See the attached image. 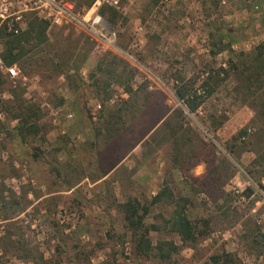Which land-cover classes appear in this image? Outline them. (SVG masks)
Masks as SVG:
<instances>
[{"label":"rangeland","instance_id":"rangeland-1","mask_svg":"<svg viewBox=\"0 0 264 264\" xmlns=\"http://www.w3.org/2000/svg\"><path fill=\"white\" fill-rule=\"evenodd\" d=\"M67 1L77 22L87 27L98 17L106 24L100 32L110 45L96 47L75 22L47 25L38 64L26 75L15 63L19 79L12 81L0 34L1 203L9 215L20 210L0 219V237L12 234L0 246V264H264L254 221L264 214V183L255 181L248 145L257 144L260 125L247 105L256 102L254 94L239 83L236 95L228 72L194 113L174 95L191 79L204 95L199 84L208 70L227 67V44L247 61L264 43V0H255L257 11L246 0L223 6L220 0H119L116 8ZM108 8L116 13L111 24ZM240 57L233 55L236 62ZM213 168V192L224 193L218 198L202 191ZM162 185L174 201L186 200L185 214L202 233L191 245L183 246L163 223L171 201L147 205ZM235 186H245V201ZM127 200L148 206L144 225L157 229L147 232L150 247L170 246L135 252L136 237L117 209Z\"/></svg>","mask_w":264,"mask_h":264},{"label":"trees","instance_id":"trees-1","mask_svg":"<svg viewBox=\"0 0 264 264\" xmlns=\"http://www.w3.org/2000/svg\"><path fill=\"white\" fill-rule=\"evenodd\" d=\"M94 1L95 0H87L85 4L89 6ZM103 12L104 10L102 8L98 9L99 14L103 15ZM115 17L116 13L108 8V15L106 18L108 23L111 24ZM46 29V22L38 19L34 15L29 16L26 20V27L24 30L14 36L5 35L6 37L3 42V50L1 53L2 63L5 66L18 63V68L20 69V71L27 75L39 62V57L41 55H39L40 52L36 51V49L41 44L46 42ZM222 50H225V52L228 54V58L226 61L227 67H219L216 70H208L209 73L206 74L204 80L199 84V88L203 90L204 95H199V93L196 92V90L192 87L194 84L193 79L187 80L188 84H186V87L184 85H181L179 87L176 86L174 95L179 101L183 103L188 113H194L203 103V99L211 93L212 88L217 85L214 83L224 81L228 78V72L232 73L233 79L236 83V95L239 94L238 86L240 83L242 85V88L244 89V92L248 94H254V97L256 99H254V101L256 102L248 103L247 105L254 111L253 120L257 123H260L258 130L254 136V138H256L257 144H252L250 142L248 145L250 151H252L254 154L252 166L257 167L256 172L253 174H258L259 176V178L255 179V181L259 180L260 178L264 180V128L262 126L264 124V43L258 44L248 52V59L246 62L243 60L245 54L234 53L230 48V44H227ZM222 50L216 53H219ZM233 55H236L238 58L241 56L240 58L242 59H240L239 62H236L233 58ZM220 75H222V78L218 79ZM213 79L217 81L213 82ZM127 91L128 93L130 92L128 88ZM12 97H14L17 104H19V95L13 93ZM260 99L262 101H260ZM244 102L245 100L242 101V103ZM19 105L20 108H23L24 102L20 100ZM218 125L220 124L216 123L214 125H211V129L213 131L216 130L218 128ZM241 134L242 132L239 135ZM208 173L210 179L203 182V185L206 186V188H202V191L215 198H218L221 195L224 196V193H222L220 189L217 190V193L213 192V186L210 181H212V179L217 180L218 178V174L215 168L211 169ZM257 185L259 186V184ZM259 187L261 188V186ZM248 193L249 190L246 189L244 195L247 196ZM163 199L171 201L170 203L172 205L174 204L171 214L167 219L164 220L163 223L170 232L174 233L179 238L183 246L191 245V243H193L197 237L201 236L202 233L201 231L196 230L197 227L187 218L185 214L184 207L186 205V200L182 199L179 200V202L174 201L170 188L164 187V185H162L158 192L149 200V203L147 205L160 203ZM3 201L4 198L0 189V219L8 220L10 219V217L12 218L16 216L20 210L15 209L9 215V208H7L4 203H1ZM147 207L148 206L141 205L133 200H127L117 204V209H119V211L122 213L123 220L127 229L131 233H133L134 238L136 237L134 245L135 252L141 256L146 255L147 252H149L152 248L153 250L155 249L161 253L163 245H166L167 247L171 245L170 243L164 244L160 242L159 244H156L155 247H150V242L146 238L147 232L149 229L153 231H157V229L152 224L148 226L144 225L143 220L148 213ZM11 237L12 234L5 231L4 234L0 237V246H2L3 243H9ZM172 250L176 251V248H172ZM167 255L168 252L163 253L161 257L167 258ZM217 260V257L212 258V261L214 263H216Z\"/></svg>","mask_w":264,"mask_h":264},{"label":"built area","instance_id":"built-area-1","mask_svg":"<svg viewBox=\"0 0 264 264\" xmlns=\"http://www.w3.org/2000/svg\"><path fill=\"white\" fill-rule=\"evenodd\" d=\"M119 0H95L94 5H107L113 8L118 6ZM247 5L252 11L258 10V5L255 0H246ZM219 4L221 6L225 5L224 0H220ZM28 15H34L38 19L47 23L48 26H62L68 23L75 22L79 27L84 28L89 34L90 38L98 45H110L107 41L104 34L100 31L107 32L106 24L103 26L98 23L100 20L98 17H94L90 24L86 27L84 24L77 22L76 17L72 13V6L67 0H0V34L4 33L5 35H17L25 27L26 17ZM97 19V21H95ZM102 21V20H100ZM103 22V21H102ZM94 26L99 27V31L94 29ZM1 62V61H0ZM5 75L8 79L14 81L19 79V71L15 64L4 67ZM23 80V79H22ZM120 97L124 96V92L120 91ZM100 106L95 105L93 112L99 110ZM71 114H65L64 119H71ZM250 133V129L246 130V134ZM260 183L263 184V179L260 180ZM246 187L251 185L249 180H246L244 184ZM239 188L235 186L232 188L233 192L236 195H239V198L242 201L243 187ZM253 186V185H252ZM258 190V189H257ZM252 212H254L252 210ZM255 224L261 227V234L263 235L264 240V214L254 216ZM125 255H127L126 248L124 249ZM241 264H251L249 260H241Z\"/></svg>","mask_w":264,"mask_h":264},{"label":"crops","instance_id":"crops-1","mask_svg":"<svg viewBox=\"0 0 264 264\" xmlns=\"http://www.w3.org/2000/svg\"><path fill=\"white\" fill-rule=\"evenodd\" d=\"M25 27H26V24H25ZM25 27L23 28V30L25 29ZM46 30H47V29H46ZM161 187H162V186H160V188H161ZM160 188H158V190H159ZM158 190H157V192H158ZM157 192H156V193H157ZM156 193H155V194H156ZM155 194H154V195H155ZM172 210H173V208H172ZM172 210H171V212H172ZM184 210H185V208H184ZM185 211H186V210H185ZM171 212H170V214H171ZM185 213H186V212H185ZM170 214H169V215H170ZM168 231H169V230H168ZM169 232H170V231H169ZM170 233H172V232H170ZM172 234H174V233H172ZM174 235H175V234H174ZM175 236H176V235H175ZM176 237H177V236H176ZM177 239L179 240L178 237H177ZM179 242L181 243L180 240H179Z\"/></svg>","mask_w":264,"mask_h":264},{"label":"bare ground","instance_id":"bare-ground-1","mask_svg":"<svg viewBox=\"0 0 264 264\" xmlns=\"http://www.w3.org/2000/svg\"><path fill=\"white\" fill-rule=\"evenodd\" d=\"M95 21H97V19H95ZM98 23H100V24L103 25V26L105 25L104 22H102V21H100V20H98Z\"/></svg>","mask_w":264,"mask_h":264}]
</instances>
